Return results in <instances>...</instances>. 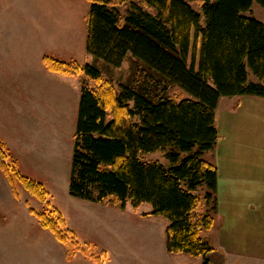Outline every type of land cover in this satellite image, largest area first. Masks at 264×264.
<instances>
[{
    "label": "trees",
    "instance_id": "obj_1",
    "mask_svg": "<svg viewBox=\"0 0 264 264\" xmlns=\"http://www.w3.org/2000/svg\"><path fill=\"white\" fill-rule=\"evenodd\" d=\"M87 1L93 63L44 57L50 71L78 78L81 85L69 193L92 202L112 197L123 208L147 203L152 214L168 220L170 253L202 256V264H213L214 248L201 233L214 227L210 213L218 208V172L203 156L218 144L222 98L264 99V22L252 15L254 4L264 8V0ZM191 53L193 61L198 57L197 69L189 64ZM126 61L129 77L117 87L98 66L121 68ZM157 151L170 166L140 157ZM7 158L0 147V168L10 182L17 177L48 203L45 187L18 173ZM202 186L211 210L197 215L202 200L196 191ZM31 213L69 246L73 236L58 210Z\"/></svg>",
    "mask_w": 264,
    "mask_h": 264
},
{
    "label": "rangeland",
    "instance_id": "obj_2",
    "mask_svg": "<svg viewBox=\"0 0 264 264\" xmlns=\"http://www.w3.org/2000/svg\"><path fill=\"white\" fill-rule=\"evenodd\" d=\"M191 4L202 12L198 3ZM90 8L87 0H0V147L13 169L48 192V203H41L17 177L12 184L0 168V261L16 259L20 247L63 244L31 213L56 209L72 233L69 247L84 250L94 264H157L150 256L159 244L160 226L152 231L141 219L153 210L151 205L135 208L128 203L123 208L111 202L112 197L92 202L69 193L79 99H70L71 88L58 81L61 76L46 67L44 57L81 66L93 63L87 51ZM252 15L264 19V8L255 3ZM193 62L197 69L198 57L193 61L191 53L189 64ZM98 66L105 78L113 77L116 87L129 77L131 67L129 61L115 69L103 62ZM73 79L79 85V79ZM72 88L80 95L78 86ZM210 152L203 157L215 163ZM140 157L171 165L163 151ZM206 192L204 186L196 191L202 200L197 215L210 213ZM201 236L216 246L214 232L203 230ZM24 254L26 260H36L35 253ZM222 263L221 257L215 264Z\"/></svg>",
    "mask_w": 264,
    "mask_h": 264
},
{
    "label": "crops",
    "instance_id": "obj_3",
    "mask_svg": "<svg viewBox=\"0 0 264 264\" xmlns=\"http://www.w3.org/2000/svg\"><path fill=\"white\" fill-rule=\"evenodd\" d=\"M257 19L264 22V19ZM59 76L58 81L68 84L74 93L70 99L80 100L81 85L71 81L76 78ZM73 86H78L80 95ZM216 125L218 144L210 153L218 172V208L213 216L214 227L207 231L215 233L217 244L213 246L215 252L210 254V259L213 264L221 257L222 264H264V99L253 96L222 98L216 111ZM18 139L21 142L20 136ZM141 219L152 231L160 226L159 244L154 246L151 262L157 259V264L203 263L202 256L174 254L167 250L169 223L165 217L150 211L142 214ZM151 219L159 223L146 222ZM9 251L13 249L8 247ZM16 252L21 253L16 259L0 261V264H94V258L87 253L73 252L65 244L20 247ZM28 252L35 253V261L26 260L24 253Z\"/></svg>",
    "mask_w": 264,
    "mask_h": 264
}]
</instances>
